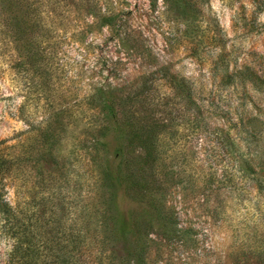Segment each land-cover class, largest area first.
<instances>
[{
  "label": "clouds",
  "instance_id": "obj_1",
  "mask_svg": "<svg viewBox=\"0 0 264 264\" xmlns=\"http://www.w3.org/2000/svg\"><path fill=\"white\" fill-rule=\"evenodd\" d=\"M187 12L0 0V264H264V0Z\"/></svg>",
  "mask_w": 264,
  "mask_h": 264
},
{
  "label": "rangeland",
  "instance_id": "obj_2",
  "mask_svg": "<svg viewBox=\"0 0 264 264\" xmlns=\"http://www.w3.org/2000/svg\"><path fill=\"white\" fill-rule=\"evenodd\" d=\"M180 3H184L185 4V8L183 10H181L180 8L177 7L178 4ZM154 6V5H153ZM173 7L176 9L177 14L178 15H188L189 13L187 12V0H173ZM127 15H131L130 13H128ZM109 23H114V21H107ZM27 29H21L20 32V39H24V48L29 52V63L31 64V66L35 69V72L37 74L43 75L45 77V86H47V74L44 73L41 69L37 68L36 65L43 60V55L42 53L37 50V51H33L34 46L32 45V43L28 40L25 39V37L27 36ZM131 126V125H129ZM106 131V130H105ZM101 135H104V133L102 132ZM132 139L135 141H138L142 144H144L146 147L149 148V157L147 160H145L143 163L145 165H148L151 162V150H150V141L148 138H146L145 134L140 133H133L132 134ZM131 143V141H130ZM102 147H107V145H102ZM4 162L0 161V169L3 168ZM130 180H133V182H135V178L130 174L128 177Z\"/></svg>",
  "mask_w": 264,
  "mask_h": 264
}]
</instances>
